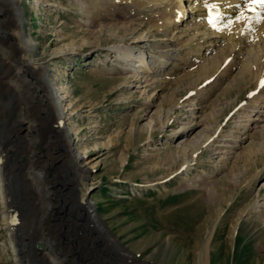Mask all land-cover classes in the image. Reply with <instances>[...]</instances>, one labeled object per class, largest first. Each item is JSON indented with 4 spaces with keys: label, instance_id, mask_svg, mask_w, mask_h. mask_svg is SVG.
<instances>
[{
    "label": "rangeland",
    "instance_id": "374dc122",
    "mask_svg": "<svg viewBox=\"0 0 264 264\" xmlns=\"http://www.w3.org/2000/svg\"><path fill=\"white\" fill-rule=\"evenodd\" d=\"M193 19L184 33L170 28L132 44L158 17L125 2L0 0V50L9 31L30 41L27 56L67 96L65 127L89 171L82 180L66 158L44 96L25 100L6 88L20 66L4 48L0 164L9 222L0 197V264H205L208 240V264H264L262 51L233 67L235 50L225 41L202 58L211 35H191ZM166 39L174 42L161 44ZM116 48L150 77L147 66L157 70V60L181 70L129 83L130 74L116 72L121 61L105 58ZM167 49L179 51L165 58ZM22 82L21 95H32L34 81ZM224 139L231 147L216 150ZM86 187L111 237L89 223L81 206Z\"/></svg>",
    "mask_w": 264,
    "mask_h": 264
},
{
    "label": "bare ground",
    "instance_id": "6f19581e",
    "mask_svg": "<svg viewBox=\"0 0 264 264\" xmlns=\"http://www.w3.org/2000/svg\"><path fill=\"white\" fill-rule=\"evenodd\" d=\"M107 1H112L117 4H122L125 2L126 5H129L132 8H135L139 12H148L158 17V23L152 25L149 31H146L140 34L139 37L136 38L134 42H132V44L133 43H141V44L147 43L148 44V42L150 41L149 38L152 37L155 33L159 31L167 33L170 28L177 30L179 33H184L186 32V30H184L185 27L188 26L187 20H190V19L194 20L193 18H195L196 23L193 22L194 23L193 28L192 29L191 27L188 28V30L193 32V34L191 35H195V36L196 35L197 36L198 35L199 36L211 35L210 37L211 39L209 43L207 44V47L199 48V51L202 50V52L200 53V57L206 58L207 54H209L213 50L220 49V44L227 41V42L232 43V47L234 48L233 51L235 50L233 52L234 58L232 59V62L234 63L233 67H236L237 65H239V62L241 59H243L245 56L248 57L251 53L254 52V50L260 49V51H262V53L260 52L262 55V62L261 63L259 62V64L261 65V68L259 67L260 69H258V71H260L259 73L262 79L264 78V7H261L260 5L252 4V0H210L211 3L217 5L216 10L212 13L213 17H218L215 22V27H213L209 23V18H210L209 10L205 5L204 0H107ZM8 2H10L11 4H14L16 0H8ZM188 8H190L192 12H189V10H187ZM183 23H186L184 27H183ZM253 29L254 30L257 29L254 36L251 34V31ZM100 36L105 37L106 36L105 32L104 31L101 32ZM97 40H98L97 43H99L100 40L98 38ZM105 41L108 44L107 46H110V44L112 43L111 39H105ZM172 42H174V39H166L162 41L161 44L170 45ZM1 44L4 45L5 49L10 50L13 56L12 60L14 62L15 61L19 62V66H20V70H18V73L15 74V76L13 77L14 81L11 83H7V82L5 83L6 88L10 92H13L14 95L22 96L21 98L25 100H28L32 96H36V95L44 96V98L46 99V102H48L50 106V109L52 108V112H53L52 121L56 128V135L65 144L66 158L70 161L73 169L77 172L79 177L83 180V177L88 176V172H89L88 169L86 168L87 156L83 152L82 153L77 152L76 148L74 147V143L76 140L70 138V130H68L65 127V121L68 118V115L66 116L65 115L66 111L62 110V107H60V104L62 103L63 100L67 98V96L65 97L58 96V94L56 93L55 83L52 79L48 77L46 67L44 65H41V64L39 65L37 63H34L33 60L27 56L31 48L30 41L27 38L23 36H17V34L15 35L14 33H12V31H9L7 34L2 36ZM125 47H127V49L129 48L128 49L129 51L130 50L136 51L137 53L139 51L137 50L138 44L132 45V46L129 44V45H126ZM3 49L0 50V56L3 62L5 63V66H8L9 65L7 63L8 61L6 62L7 55L4 52L5 49L4 50ZM107 49L103 48L101 50L106 51ZM116 50L117 48L111 51V54L110 52L109 54H106L105 58L106 60H108L107 57H112V58H115L116 61L117 60L119 62L121 61L119 63L121 65L117 67L116 72L122 75L126 73L130 74V76H127L125 78L127 81H129L130 79H134V82L141 83L142 79H145V82H148L151 80L152 77L158 78L165 74H170V73L172 74L173 72L171 69H175L173 70L174 73H177L181 70L178 64H173L172 66L169 67V64L171 62L168 63L166 61L164 62L161 60H157L159 62L157 65L158 66L157 68L159 70L155 69L156 66L155 68L153 67L152 69L149 68L151 64L147 66L148 67L147 69L150 70L149 73H152V77H150L151 75L147 74L146 70L144 71L143 69H141L143 68L142 65L139 64V66H137V69H136L135 63L138 62L137 60H135L136 58L126 59L125 57H122L121 55H117ZM169 51L172 52V51H179V50L167 49L165 51H161L165 53H160V54L161 56L168 58V55H170ZM247 51H249V53ZM241 53L243 54L241 55ZM250 63L252 62L250 61ZM162 69H163V72H162ZM27 78H30L34 81L33 84H34L35 91L34 93L32 92L33 93L32 95L30 94V92H26V93L24 92L21 95L20 91L17 88L19 86L25 85L26 82L23 83L22 80L27 79ZM256 113H258L259 116H262V112L256 110ZM197 125H200V124H197ZM244 139L246 140V138ZM244 139H242V141ZM222 142L223 143H219L217 145H214L213 143L212 144L216 146L215 147L216 150L217 149L222 150L224 148L231 147L227 145L228 139H224ZM220 153H226V152H220ZM3 171H4L3 167L0 164V197L2 200L3 208H4V212H3L4 221L6 224H8L9 219H8V213L6 211L7 200L4 195L5 175ZM88 191L89 189L87 187L81 190V194H82L81 206L83 208V211L85 215L87 216L90 224L95 226L102 233L106 232L107 233L106 235L111 237L112 235L110 234L109 230L105 227V225L102 223L100 218L96 215L94 211L93 203L86 200ZM86 209L87 210L89 209V210L86 212ZM113 241L115 245L118 244V242L114 238H113ZM208 242L209 240L207 241V245L205 247L206 251L204 252L206 253L205 254L206 255L205 264H208V257H207L208 256L207 253L209 250ZM10 243H11L10 248L12 250L14 259L16 260L17 263H19V259H18L19 256L17 255V253H20V252L16 250V246L13 240H11ZM46 249L47 248H45L44 250H39V251L45 252ZM22 250L24 252L28 251L27 247L23 248Z\"/></svg>",
    "mask_w": 264,
    "mask_h": 264
},
{
    "label": "snow or ice",
    "instance_id": "6c2138e0",
    "mask_svg": "<svg viewBox=\"0 0 264 264\" xmlns=\"http://www.w3.org/2000/svg\"><path fill=\"white\" fill-rule=\"evenodd\" d=\"M204 3L206 7L209 10V23L215 27V22L218 17H213L212 13L216 10L217 5L210 2V0H204ZM252 4L254 5H260L261 7H264V0H252ZM261 87H264V82L261 83Z\"/></svg>",
    "mask_w": 264,
    "mask_h": 264
},
{
    "label": "water",
    "instance_id": "95a60500",
    "mask_svg": "<svg viewBox=\"0 0 264 264\" xmlns=\"http://www.w3.org/2000/svg\"><path fill=\"white\" fill-rule=\"evenodd\" d=\"M36 249L39 251V250H44L45 249V246L44 244L41 242V241H37L36 242Z\"/></svg>",
    "mask_w": 264,
    "mask_h": 264
}]
</instances>
